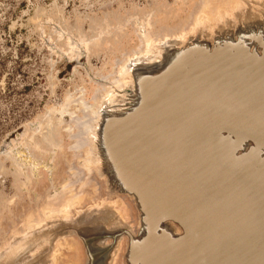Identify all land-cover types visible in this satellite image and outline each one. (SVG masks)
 <instances>
[{
	"label": "bare ground",
	"instance_id": "1",
	"mask_svg": "<svg viewBox=\"0 0 264 264\" xmlns=\"http://www.w3.org/2000/svg\"><path fill=\"white\" fill-rule=\"evenodd\" d=\"M210 4L209 0H200L192 24L176 31L164 27L153 32L150 14L142 17L132 15L128 21L132 20L138 30L142 49L127 54L109 76L92 75L86 69L92 80L99 81L101 86L90 109L93 115L82 121L86 149H90L87 133L93 122L99 119L95 114L99 105L105 102L103 98L116 99L114 89L131 83V61L142 57L157 59L161 55V63L154 69L164 75H158L160 77L154 85L146 74L136 72L139 94L135 97L144 111L137 124L151 118H166V124L173 121L170 135L173 134L166 138L167 148L155 154L146 164L153 170V177L166 188V192L156 189L157 193L166 194L167 198L157 196L140 202L136 200L138 209L135 200L122 196L126 203L120 199H100L86 205L87 209H79L82 193H75L73 184L66 181L60 187H66L61 197L44 204L42 213L35 211L37 207L35 212L25 215L21 230L13 229L10 237L0 243V264H35L45 258L46 255L34 249L37 238L41 236L56 241V248L49 254L56 258L57 244L60 243L56 237L62 232L79 236L84 244L86 264H114L122 248L124 264H231L229 257L225 256L228 243L223 249V244L220 245L216 239L225 241V237L230 235L228 228L233 229L241 223L242 215L246 214V202L258 200V211H264V150L252 148L246 158L248 163L227 161L229 154L224 151L225 146L217 142L214 124L219 118H236L231 114H240L237 117H241L243 113H246V122L264 120V8H261L262 3L251 5L250 0H220L215 8H211ZM189 34H192L193 40L186 45ZM207 36L208 44L202 39ZM195 37L201 38L202 43ZM171 42L185 46L182 49L166 48V44ZM71 44L72 54L79 58L93 42L79 45L71 41ZM253 45L255 48H252ZM66 54L74 57L70 51ZM180 70L186 73L185 78L173 91H165L162 87L164 83L174 79ZM198 73L209 75L204 79L196 77ZM198 87L208 90L196 94ZM181 89L184 91L183 104L168 105L165 100L180 93ZM47 121L45 116L32 129H43ZM175 128L177 131L173 132ZM252 130L259 135L256 141L264 145V125ZM28 131L31 132V128ZM50 136L54 137L53 134ZM30 137L31 134L23 138L32 143L31 139L28 140ZM102 144L105 148L110 146L106 140ZM16 145L17 142L12 141L6 150L12 152ZM16 150L19 151L18 148ZM85 164L81 184L91 177V185L95 189L99 183L89 174ZM246 183L249 186L247 192ZM126 205L134 215L136 211L139 214L135 229L126 221L127 217H132L130 213L129 216L126 214ZM81 216L87 225L85 231L77 225ZM260 218L256 216L254 222ZM182 231V236H176V232L181 234ZM107 239H111L112 243H108ZM55 261L50 264H56Z\"/></svg>",
	"mask_w": 264,
	"mask_h": 264
},
{
	"label": "rangeland",
	"instance_id": "2",
	"mask_svg": "<svg viewBox=\"0 0 264 264\" xmlns=\"http://www.w3.org/2000/svg\"><path fill=\"white\" fill-rule=\"evenodd\" d=\"M209 1L211 8H215L220 0ZM255 1L264 3V0H250L251 5ZM198 2L200 0H0V147L23 133L30 122L53 112L43 128L47 131L49 127L48 133H30L37 146L29 142L26 145L22 137L11 152L17 159L12 155L7 159L5 154H0V243L10 237L13 229L21 230L25 215L35 211L42 213L44 204L61 197L66 187H60L66 181L73 184L75 193H82L79 209H87L86 205L100 199L124 202L121 197H127L109 192L103 180L89 169L99 185L93 189L91 177L81 184L83 161L89 150L82 121L93 115L90 109L101 86L99 81L92 80L84 66L73 65L56 50L61 48L65 54L70 51L74 55L71 41L79 45L92 41L88 71L92 75L109 76L127 54L142 49L138 30L128 21L132 15L150 14L153 32L164 27L176 31L192 24ZM124 24L127 25L124 27ZM87 140L91 145L88 133ZM12 159L17 162L16 166ZM129 213L132 217H127ZM126 214L128 224L137 228L138 212L134 215L127 209ZM81 219L82 216L77 225L85 231L87 225ZM53 236L55 239V233ZM56 238L60 241L56 258L49 256L56 248V241L37 238L34 249L46 257L35 264H50L55 259L56 264H86L84 244L77 234L62 232ZM107 242L112 243L111 239ZM123 255L122 248L114 264H124Z\"/></svg>",
	"mask_w": 264,
	"mask_h": 264
},
{
	"label": "water",
	"instance_id": "3",
	"mask_svg": "<svg viewBox=\"0 0 264 264\" xmlns=\"http://www.w3.org/2000/svg\"><path fill=\"white\" fill-rule=\"evenodd\" d=\"M254 3H256L255 6H259L260 3H262L263 7H260L262 9L264 8L263 2L255 1ZM129 21L133 22L132 20ZM191 35L192 34H189L187 36L186 45L193 40L191 39ZM71 39L73 38L71 37ZM195 39L201 42V38L197 39L195 37ZM202 39H205L208 44V36ZM171 46L174 49H182L185 45L173 42L166 44V48H171ZM252 48H255V45H253ZM92 51V48L88 47V51L82 53L79 58H71L61 50H56V52H60L68 62H72L73 65H82L86 69H88V56ZM158 56L157 59L149 60L146 59V57H142L131 61V83L128 84L127 87H116L114 89L113 94L116 96V99H110L109 97L103 98L105 102L99 105L95 114L97 119L98 117L99 119L93 122L88 132L91 145L90 149L86 152L87 159L83 161L84 164L86 162L85 165L87 169L92 170L103 180L109 192L125 194L135 201L138 200V202L141 200H149L157 196L167 198L166 194L157 193L156 189L166 192V188L161 181L153 177V170H150V167L146 164L155 154L162 153L167 148L166 138L173 134L170 135L173 121L166 124V118H151V120L147 119V122L140 124V117L144 111L137 104L138 98L135 97V95L139 94L136 82V76H138V74L135 76L136 72L141 71L146 74L149 79L152 80L151 82H154V85L155 82L157 83L158 78L164 75H160V72L157 71L156 68L154 69L155 66L161 63V55ZM181 71L182 70L179 72L177 71L178 73H171H177V75L174 79L170 80V82L164 83L165 85L162 87H164L165 91H173L175 86L179 85L178 82L185 78L186 73ZM207 75L209 74L198 73L196 77L207 79ZM150 76H152V78ZM166 77L167 76H165V78ZM96 79L98 80V77ZM169 84L170 86L168 87ZM176 90L178 91L180 89ZM207 90L208 89L205 87H198L196 89V94H199V92H206ZM183 96L184 91L181 89L180 93L165 101L168 105L173 103L183 104ZM218 96L219 95H217V97ZM216 101L217 100H215V102ZM50 115L51 113H46L38 120L30 122L25 131L18 134L12 141L18 142L20 138L27 136L28 133H39L42 135L46 133L48 130L44 131L42 127L37 129L32 128L35 127L42 118L45 116L50 117ZM231 115L236 116V118H219L215 122V138L217 142L219 141V144L225 146L224 151L229 154L226 156L227 161L242 164L243 161H245L248 163L246 158L250 156L252 148L257 151L258 149L264 150V145L256 141L259 138L257 131L252 130V128L262 127L264 125V120H258L256 123L252 121L246 122V113H243L241 117H237L240 114ZM138 119L139 124H137ZM29 128H31V132L28 131ZM175 131H177L176 128L173 132ZM104 138L110 145L107 148L102 144L105 141ZM30 139L32 143L29 141L24 142H29L30 144H34V146L38 145L36 141L32 140V137L28 140ZM227 141H229V143H227ZM10 143L0 147V154H5L6 157H10L9 155L11 152L6 150L7 145ZM233 151L234 154L232 153ZM248 170L252 171L253 169L248 168ZM259 177L261 179L263 178L262 175ZM260 181L261 180L258 182ZM254 185L258 187L256 182ZM252 187L251 185V189ZM262 187H264L263 180ZM248 189L249 186L246 183V192ZM135 205L139 209L137 201ZM258 205V200L255 202H246V214L242 215L243 218L241 223L237 224L233 229L230 227L228 228L230 235L225 237V241L216 239V242L218 241L220 245L223 244V249L226 248V243H228V252L225 256L229 257L231 264H264V211L259 212ZM165 210L169 212L173 211V209ZM256 216H261L258 222H254ZM193 231L197 232V230ZM205 231L206 230H204V232ZM180 233L181 234L176 232V236H182L184 234L183 231ZM219 235L220 233H218L217 238H219Z\"/></svg>",
	"mask_w": 264,
	"mask_h": 264
}]
</instances>
